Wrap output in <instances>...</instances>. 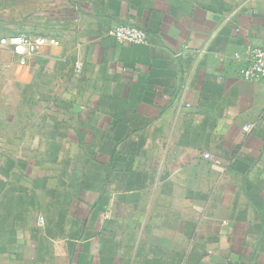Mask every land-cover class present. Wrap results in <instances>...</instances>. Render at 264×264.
<instances>
[{"label":"crops","instance_id":"0c3cea01","mask_svg":"<svg viewBox=\"0 0 264 264\" xmlns=\"http://www.w3.org/2000/svg\"><path fill=\"white\" fill-rule=\"evenodd\" d=\"M13 35L58 45L0 44V264H264V0H0Z\"/></svg>","mask_w":264,"mask_h":264},{"label":"built area","instance_id":"2783aa9c","mask_svg":"<svg viewBox=\"0 0 264 264\" xmlns=\"http://www.w3.org/2000/svg\"><path fill=\"white\" fill-rule=\"evenodd\" d=\"M108 35L121 43H129L135 46H146L148 44V37L145 31L129 25L114 28L109 31ZM0 44L10 48L19 57L35 55L47 45H58L55 40L47 37H29L25 35L5 37L0 40ZM245 58L249 63L241 72L243 79L249 82L264 83V47L248 49ZM236 59L240 60L242 57L237 55ZM252 128L250 125L244 130L249 133ZM205 158L208 159L209 156L205 155ZM40 222L43 223L42 221Z\"/></svg>","mask_w":264,"mask_h":264}]
</instances>
